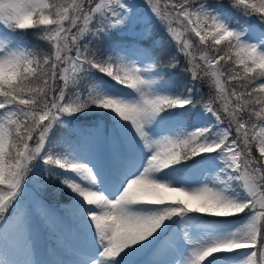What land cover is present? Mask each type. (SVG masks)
Returning <instances> with one entry per match:
<instances>
[{
  "label": "snow or ice",
  "instance_id": "obj_1",
  "mask_svg": "<svg viewBox=\"0 0 264 264\" xmlns=\"http://www.w3.org/2000/svg\"><path fill=\"white\" fill-rule=\"evenodd\" d=\"M146 3L164 24L179 56L164 49L152 56L150 49L138 47L140 55L152 60L141 68L119 52L101 51L100 35L128 23L132 8L126 0H0V23L12 30L36 29L34 35L46 42L45 48L0 43V224L5 225L0 229V264H37L33 216L54 239L43 264H129L128 258L142 251L145 242L151 243L150 238L173 216L196 212L232 217L246 209L252 215L243 228L197 242L186 264H212L215 254L240 249L248 250L243 264H264V223L258 222L264 221V33L248 39L245 27L230 25L207 0ZM228 4L244 15H256L264 24V0H228ZM139 23L144 25L140 35L146 40L151 25L143 19ZM177 23L183 33L177 31ZM181 59L193 80L207 84V93L194 98L190 89L176 94L150 92L155 80L143 73L175 67ZM92 69L135 90L139 98L101 94L99 85L85 79ZM82 86L87 87L86 93ZM91 103L129 122L145 148L155 146L141 170L130 173L131 178L125 175L115 199L99 187L104 177L98 183L93 166L67 151L47 147L59 118ZM196 104L223 125L218 139H209L212 132L207 127L149 138L145 126L160 113ZM110 148L118 168L131 167L117 140L111 141ZM217 151L225 154L228 169L237 174L220 182L228 185L232 179L239 180L247 199L208 184L189 189L153 176ZM38 160L45 165V178L59 176L52 170L55 167L75 173L82 181L60 177L75 194L70 213L57 214L39 197L26 193V181ZM137 205L161 207L145 211ZM153 264H160L159 259Z\"/></svg>",
  "mask_w": 264,
  "mask_h": 264
},
{
  "label": "rangeland",
  "instance_id": "obj_2",
  "mask_svg": "<svg viewBox=\"0 0 264 264\" xmlns=\"http://www.w3.org/2000/svg\"><path fill=\"white\" fill-rule=\"evenodd\" d=\"M156 1L153 0V3H157ZM207 2L208 6L218 12L221 18L230 25L245 27L248 39L255 40L261 33H264V24L258 20L256 15H244L228 4V0H207ZM126 3L132 8L126 27L102 33L100 38L112 34L121 37L124 42L122 47H114L111 52H107L105 55L119 52L126 59L134 61L141 68H145L148 63L152 62L151 57L140 55L137 48L149 49L144 46L146 42L154 45L160 44L161 40L153 37V25L157 24L158 18L152 13L146 0H126ZM141 19L146 20L152 29L151 36L146 40L142 39L140 35V30L144 26L139 23ZM175 27L178 32H184L180 26L176 25ZM166 40L169 44L173 42L169 34H166ZM0 43H5L8 47H25V43L2 23H0ZM143 74L146 78L155 80L149 89L153 94H176L190 89V94L195 98V93H197L199 98L205 92L202 81L193 80L189 72H185L183 75V78H187L188 82L183 85L178 84V87L173 85L168 77H155L153 69L145 71ZM85 79L99 85L101 94L122 99L139 98V93L135 90L117 84L111 77L95 69H92ZM82 90L86 93L87 87L82 86ZM83 112L85 114H82ZM81 115H84L82 119L79 118ZM59 119L60 122L55 124L49 133L48 149L53 152L67 151L74 159L93 166L98 174V183L100 177H104L103 182L99 183V187L105 191L110 199H115L119 195L122 190V183L126 182L125 175L131 178L130 173L141 170L154 151L155 146L151 149L145 148L143 141L136 136L129 122L122 121L114 112L98 107L95 103L89 104L80 112L64 115ZM256 122L259 123L258 120ZM145 127L151 140L175 135L181 130L190 132L199 127L209 128L212 132L209 139H218L219 130L222 129L223 125L217 121L211 112H206L202 105L197 104V106L188 105L185 108L167 109L166 112L160 113ZM113 139L117 140L121 151L125 153L127 161L131 164V167L126 170L118 168L113 160L110 148ZM224 156L225 154L220 151L202 153L192 157L191 160L182 161L155 172L153 176L159 181L189 189L208 184L225 190L227 194L237 199H247V193L240 186L239 180L232 179L228 185L220 182L228 175L233 177L237 175L228 169L227 160ZM44 168L43 162L38 160L33 173L26 181V193L39 197L57 214L70 213L75 194L71 193L70 189L61 183L60 177L76 179L78 182L82 181L75 173L65 172L55 167L52 170L57 172L59 176L51 179L45 178L42 172ZM83 183L86 184L87 182ZM52 193L62 194L70 199V203H62L61 205L52 203L49 200ZM135 207L151 211L161 206L137 205ZM251 215L252 212L246 209L244 213L232 217H209L196 212L186 213L182 217L173 216L164 221L161 228L154 234V238H150L151 243L145 242L146 246L142 251L128 258L129 264H153L156 259H159L160 264H186L197 242H206L214 235L230 233L240 227L243 228ZM258 222L264 223V221ZM4 226L0 224V229H3ZM32 231L36 237L35 259L37 264H43L48 253L54 248V239L46 226L35 216L32 219ZM247 251L240 249L233 253H218L215 254V259H210H212V264H243ZM92 255H96L95 249H93ZM103 264H117V262L105 261Z\"/></svg>",
  "mask_w": 264,
  "mask_h": 264
},
{
  "label": "trees",
  "instance_id": "obj_3",
  "mask_svg": "<svg viewBox=\"0 0 264 264\" xmlns=\"http://www.w3.org/2000/svg\"><path fill=\"white\" fill-rule=\"evenodd\" d=\"M156 1V0H155ZM157 3L163 4L165 0H158ZM255 16V15H253ZM157 24L153 25V37H157L161 40L160 44L154 45L145 43V47L149 48L151 50L152 56H159L161 49L166 50L168 55H175L177 52V55L179 56V53L177 51V48L175 46L174 42H171V44L167 43L166 40V34L168 35V32L164 28V24L160 22L159 19H157ZM176 25L180 26L179 23ZM175 25V26H176ZM180 28L183 30V28L180 26ZM9 29V28H8ZM16 37L20 38L24 43L26 48H32V47H39V48H45L46 42L39 40L35 35L34 32H36V29H29V30H12L9 29ZM101 36V35H100ZM187 38V37H186ZM99 40L101 41V51L105 54L107 52H111L114 47H120L123 45V39L119 36H116L115 34L104 36L103 38L99 37ZM198 55V53H196ZM167 57H165L166 59ZM185 65L183 63V60L181 59L180 63L177 64L175 67L172 68H156L154 70L155 77L158 78H165L168 77L171 80V83L173 85H176L178 87L179 85H183L184 83L188 82L187 78H183V75L185 74ZM184 72V73H183ZM203 83L204 87V94L208 91V86L205 82ZM195 98H198V94L195 93ZM197 106V104L195 105ZM82 114H85L84 112ZM84 115H81L79 118H83ZM78 120V119H77ZM62 188V187H61ZM64 188V186H63ZM52 202L55 204H62V203H69L70 199L67 197H64L62 194L52 193V195L49 197ZM189 213H195V212H189Z\"/></svg>",
  "mask_w": 264,
  "mask_h": 264
}]
</instances>
